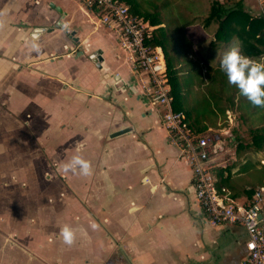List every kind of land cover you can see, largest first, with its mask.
Here are the masks:
<instances>
[{
  "label": "crops",
  "instance_id": "obj_1",
  "mask_svg": "<svg viewBox=\"0 0 264 264\" xmlns=\"http://www.w3.org/2000/svg\"><path fill=\"white\" fill-rule=\"evenodd\" d=\"M244 3L264 16V0ZM215 24L185 28L199 55L189 58L217 65L240 45L237 36L213 42ZM146 84L97 9L0 0V264H245V228L207 220L193 169L170 139L196 112L165 120ZM236 100L238 109L210 128L224 139L210 161L214 174L222 168L240 183L234 196L243 202L252 198L243 192L251 172L264 166L251 131L264 128V108L255 112L240 92ZM242 110H252L247 123ZM75 154L92 175L63 171ZM65 224L78 229L71 246L60 236Z\"/></svg>",
  "mask_w": 264,
  "mask_h": 264
},
{
  "label": "trees",
  "instance_id": "obj_2",
  "mask_svg": "<svg viewBox=\"0 0 264 264\" xmlns=\"http://www.w3.org/2000/svg\"><path fill=\"white\" fill-rule=\"evenodd\" d=\"M124 1L133 14L153 26L148 39L149 43L160 46L164 52L174 112L194 110L196 114L189 126L198 136L204 135L210 128L221 127L227 119V110L238 109L236 99L239 90L227 82L220 63L200 64V57H188L189 52L199 55L185 28L199 19L205 26L216 23V39L213 42L227 44L237 36L242 52L259 59L264 56V16H251L245 9V0H212L208 10L203 8L198 12L191 10L187 0ZM257 111L259 108L256 107ZM251 112L241 111L245 122L249 121ZM251 131L252 143L257 147L264 145V128H251ZM254 168L256 173H260L259 179L263 183L264 166ZM215 176L217 186H226L233 196L239 192L222 168L216 169ZM255 189L253 186L243 192L251 198Z\"/></svg>",
  "mask_w": 264,
  "mask_h": 264
},
{
  "label": "built area",
  "instance_id": "obj_3",
  "mask_svg": "<svg viewBox=\"0 0 264 264\" xmlns=\"http://www.w3.org/2000/svg\"><path fill=\"white\" fill-rule=\"evenodd\" d=\"M98 10L101 21L119 33L135 68L147 76L145 96L165 109V120L175 121L173 96L167 63L160 46L149 43L153 26L133 14L124 0H78ZM190 125V124H189ZM189 125L176 124L170 139L193 169L196 199L211 224H240L247 232L245 264H264V185L257 187L249 201H240L226 186H217L211 156L224 147V139L209 129L198 136Z\"/></svg>",
  "mask_w": 264,
  "mask_h": 264
},
{
  "label": "clouds",
  "instance_id": "obj_4",
  "mask_svg": "<svg viewBox=\"0 0 264 264\" xmlns=\"http://www.w3.org/2000/svg\"><path fill=\"white\" fill-rule=\"evenodd\" d=\"M220 67L227 77V82L235 86L251 105L264 108V56L253 59L242 52L239 43H234L223 55ZM77 152L79 153V149ZM63 171L90 176L92 165L82 155L75 154L63 164ZM91 227L96 229L97 225L92 224ZM77 231L78 229L71 225H63L60 230L63 242L69 246L74 244Z\"/></svg>",
  "mask_w": 264,
  "mask_h": 264
},
{
  "label": "rangeland",
  "instance_id": "obj_5",
  "mask_svg": "<svg viewBox=\"0 0 264 264\" xmlns=\"http://www.w3.org/2000/svg\"><path fill=\"white\" fill-rule=\"evenodd\" d=\"M212 0H187L186 3L189 4L191 10H194L196 12L200 11V10H208L209 9V5L211 3ZM201 21V19H199ZM216 24H215V28H216ZM204 51H206L207 47L202 48ZM243 115H240V120L244 121L245 118L242 117ZM246 120V119H245ZM245 122V121H244ZM247 123V122H245ZM251 136V135H250ZM251 138H249L250 140ZM257 168V167H256ZM255 171V172H254ZM260 173H256V170L253 169V172H251V175L249 176V183L250 185L253 186H257L261 181L259 179ZM237 185V187H236ZM234 186L238 189L240 187V183L238 181H234Z\"/></svg>",
  "mask_w": 264,
  "mask_h": 264
},
{
  "label": "water",
  "instance_id": "obj_6",
  "mask_svg": "<svg viewBox=\"0 0 264 264\" xmlns=\"http://www.w3.org/2000/svg\"><path fill=\"white\" fill-rule=\"evenodd\" d=\"M58 10H60L61 11V9H58ZM59 25V24H58ZM37 30H39V29H37Z\"/></svg>",
  "mask_w": 264,
  "mask_h": 264
}]
</instances>
